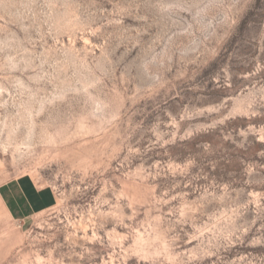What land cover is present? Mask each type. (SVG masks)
Wrapping results in <instances>:
<instances>
[{
  "label": "rangeland",
  "instance_id": "1",
  "mask_svg": "<svg viewBox=\"0 0 264 264\" xmlns=\"http://www.w3.org/2000/svg\"><path fill=\"white\" fill-rule=\"evenodd\" d=\"M11 180L0 264H264V0H0Z\"/></svg>",
  "mask_w": 264,
  "mask_h": 264
},
{
  "label": "crops",
  "instance_id": "2",
  "mask_svg": "<svg viewBox=\"0 0 264 264\" xmlns=\"http://www.w3.org/2000/svg\"><path fill=\"white\" fill-rule=\"evenodd\" d=\"M0 203L14 220L22 221L41 210L23 181L11 180L0 185Z\"/></svg>",
  "mask_w": 264,
  "mask_h": 264
},
{
  "label": "bare ground",
  "instance_id": "3",
  "mask_svg": "<svg viewBox=\"0 0 264 264\" xmlns=\"http://www.w3.org/2000/svg\"><path fill=\"white\" fill-rule=\"evenodd\" d=\"M4 211V210H3ZM6 211V210H5ZM7 213V212H6ZM8 215V214H7Z\"/></svg>",
  "mask_w": 264,
  "mask_h": 264
}]
</instances>
